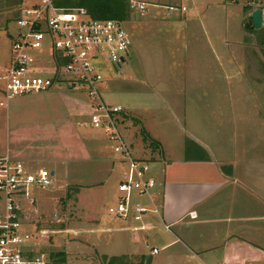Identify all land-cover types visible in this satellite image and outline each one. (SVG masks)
<instances>
[{
    "label": "rangeland",
    "instance_id": "374dc122",
    "mask_svg": "<svg viewBox=\"0 0 264 264\" xmlns=\"http://www.w3.org/2000/svg\"><path fill=\"white\" fill-rule=\"evenodd\" d=\"M249 1L147 0L146 15H129L122 25L130 42L124 63L100 64L101 102L125 113V140L149 160L155 176L150 161L182 158L191 138L226 159L257 152L264 158V66L256 69L262 76L253 73L263 50L257 35L243 30ZM19 4L0 0V73L10 57ZM90 104L83 91L55 84L0 107V157L31 173L53 172L50 187L33 190L36 202L24 213L25 228L37 236L45 232L39 248L64 253L65 264H106L103 258L120 256L125 264H198L181 244L167 245L175 239L155 216L136 223L107 213L122 170L87 124ZM137 225L150 228L132 231Z\"/></svg>",
    "mask_w": 264,
    "mask_h": 264
},
{
    "label": "built area",
    "instance_id": "2783aa9c",
    "mask_svg": "<svg viewBox=\"0 0 264 264\" xmlns=\"http://www.w3.org/2000/svg\"><path fill=\"white\" fill-rule=\"evenodd\" d=\"M54 1L20 0L10 57L0 73V107L18 96L46 92L55 84L83 91L91 102L87 124L103 137L122 170L115 204L107 213L136 223L148 214L158 217L160 194L150 175L149 160L136 156L126 142L122 109L103 104L99 96L103 86L100 64L109 62L119 68L128 56L130 42L122 28L124 22L93 20L82 8H60ZM126 5L128 14L139 18L150 6L147 0H126ZM50 173H31L6 158L0 160V264H49L48 255L39 248L38 236L46 233L38 231L37 236L28 231L24 213L36 202L33 190L52 185ZM188 217L193 219V213ZM135 227V231L144 229V225ZM155 254V249L149 253Z\"/></svg>",
    "mask_w": 264,
    "mask_h": 264
},
{
    "label": "crops",
    "instance_id": "0c3cea01",
    "mask_svg": "<svg viewBox=\"0 0 264 264\" xmlns=\"http://www.w3.org/2000/svg\"><path fill=\"white\" fill-rule=\"evenodd\" d=\"M246 5L253 6L247 17L256 7L264 19V0H250ZM259 57L253 61L254 76H262L256 70L264 66V58ZM190 141L209 160L185 162L182 156L167 161L159 156L150 161L157 167V176L150 167L149 171L160 194L159 216H146H155L175 239L167 245L181 244L198 264H264V158L257 152L258 157L243 153L239 159L236 154L226 159L211 153L198 139ZM4 158L10 161L6 156L0 160ZM222 166L229 168L222 172ZM149 228L144 225L143 230Z\"/></svg>",
    "mask_w": 264,
    "mask_h": 264
},
{
    "label": "trees",
    "instance_id": "16d2710c",
    "mask_svg": "<svg viewBox=\"0 0 264 264\" xmlns=\"http://www.w3.org/2000/svg\"><path fill=\"white\" fill-rule=\"evenodd\" d=\"M54 4L60 8H82L93 20H113L117 22H125L129 16L126 0H55ZM247 20L248 21L243 25V30L246 32H253L257 35V45L263 50L262 57L264 58V19L263 26L258 31L251 27L249 17ZM139 134L141 136V140L144 143L147 142L152 151L156 149V145L148 140L147 135L142 130L139 131ZM183 160L185 162H207L209 157L201 147L186 139L184 142ZM228 168V166H222L220 167V171L223 172ZM77 191V188L73 189V192L76 193ZM48 258L49 264H65V256L62 252L49 253ZM103 260L104 262L106 261V264L126 263L125 257L123 256L111 257L108 259L103 258Z\"/></svg>",
    "mask_w": 264,
    "mask_h": 264
},
{
    "label": "water",
    "instance_id": "95a60500",
    "mask_svg": "<svg viewBox=\"0 0 264 264\" xmlns=\"http://www.w3.org/2000/svg\"><path fill=\"white\" fill-rule=\"evenodd\" d=\"M251 27L254 30H259L263 26V18L261 10L255 9L249 15ZM52 175V173H50Z\"/></svg>",
    "mask_w": 264,
    "mask_h": 264
}]
</instances>
